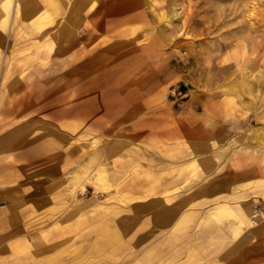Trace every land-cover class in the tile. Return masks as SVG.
<instances>
[{
    "label": "rangeland",
    "instance_id": "1",
    "mask_svg": "<svg viewBox=\"0 0 264 264\" xmlns=\"http://www.w3.org/2000/svg\"><path fill=\"white\" fill-rule=\"evenodd\" d=\"M0 5V264H264V0Z\"/></svg>",
    "mask_w": 264,
    "mask_h": 264
},
{
    "label": "bare ground",
    "instance_id": "2",
    "mask_svg": "<svg viewBox=\"0 0 264 264\" xmlns=\"http://www.w3.org/2000/svg\"><path fill=\"white\" fill-rule=\"evenodd\" d=\"M2 9V6L0 5V10ZM176 14V13H175ZM168 18V17H167ZM243 70V69H242ZM258 76H260V75H258ZM247 78H248V76H247ZM250 78V77H249ZM261 78V77H260ZM253 79H255V77H253ZM257 79V81L259 80V78H256ZM244 80H246V79H244ZM251 80V79H250ZM249 83H251V82H249ZM256 83V82H255ZM252 84V83H251ZM240 85V84H239ZM249 87H251L252 88V86H249ZM257 87V86H256ZM251 88H250V90H251ZM248 89V88H247ZM247 89H246V91H247ZM253 89V88H252ZM242 92V91H241ZM249 92V91H248ZM254 94V93H253ZM254 98V97H253ZM261 100V99H260ZM263 102V101H262ZM262 132V131H261ZM255 135V134H254ZM255 138V137H254ZM250 146V145H249ZM217 149H219V148H217ZM213 150V149H212ZM216 150V149H215ZM221 150V149H220ZM214 151V150H213ZM218 151V150H217ZM215 152V151H214ZM225 151H223L222 150V152H221V154L222 153H224ZM209 153V152H208ZM216 153V152H215ZM218 153V152H217ZM219 153H220V151H219ZM219 156H221L220 154H218ZM217 154H216V157L218 156ZM219 158V157H218ZM220 159H221V157H220ZM98 173V172H97ZM107 177V176H106ZM97 179H98V181H99V185H97L96 186V188L97 189H99V188H105L106 186H107V184L105 183L107 180H105V177L103 176V172H101V171H99V173H98V175H97V177H96ZM108 182V181H107ZM255 183L256 184H261V185H264V178H259V177H257L256 178V180H255ZM249 186V185H248ZM255 186V185H254ZM258 186V185H257ZM257 186H255V187H257ZM75 188V187H74ZM95 188V189H96ZM232 202V201H231ZM244 204H247V203H244ZM243 206V205H242ZM245 207V206H244ZM213 218L216 220V221H220V220H222V218L224 217V216H230V215H233V216H236L237 217V214L236 213H234V211L233 210H230L229 209V207L227 206V203L226 202H223V203H218L217 205H216V208H215V210L213 211ZM233 216H230V217H233ZM225 218H227V217H225ZM239 222H241L240 221V219H239ZM220 224V223H219ZM240 226H237L235 229H234V234L236 235V234H238L239 233V231H240ZM154 241V240H153Z\"/></svg>",
    "mask_w": 264,
    "mask_h": 264
},
{
    "label": "crops",
    "instance_id": "3",
    "mask_svg": "<svg viewBox=\"0 0 264 264\" xmlns=\"http://www.w3.org/2000/svg\"><path fill=\"white\" fill-rule=\"evenodd\" d=\"M47 2V0H45ZM53 11L52 9L50 10V12ZM53 13V12H52ZM48 13L45 15V17H47ZM9 166H11L8 163V160H6V158L4 156H0V183H3V178H2V172L3 170H11V167L9 168ZM14 168V167H13ZM10 198H8V194L7 191L5 190V188L3 186H0V202H2L4 205H0V233L2 232V230L4 229L5 226V213L6 210L5 208H9V206L12 205L11 200H9ZM8 200V201H7ZM8 210V209H7ZM97 259L93 258L92 259V264H100L96 262ZM32 264H38V262L34 261L32 262ZM56 264H86L85 263V258L84 260H77L75 262H71V263H63V262H59ZM152 264H160V263H152Z\"/></svg>",
    "mask_w": 264,
    "mask_h": 264
},
{
    "label": "built area",
    "instance_id": "4",
    "mask_svg": "<svg viewBox=\"0 0 264 264\" xmlns=\"http://www.w3.org/2000/svg\"><path fill=\"white\" fill-rule=\"evenodd\" d=\"M175 93V92H174Z\"/></svg>",
    "mask_w": 264,
    "mask_h": 264
}]
</instances>
